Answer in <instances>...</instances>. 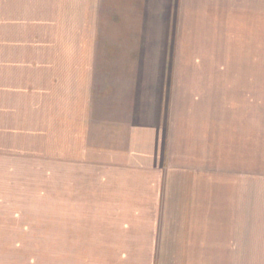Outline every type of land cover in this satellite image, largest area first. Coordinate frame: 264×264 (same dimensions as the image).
Returning a JSON list of instances; mask_svg holds the SVG:
<instances>
[{
    "label": "crops",
    "instance_id": "obj_1",
    "mask_svg": "<svg viewBox=\"0 0 264 264\" xmlns=\"http://www.w3.org/2000/svg\"><path fill=\"white\" fill-rule=\"evenodd\" d=\"M128 1L134 5L114 11L102 0L95 15L87 8L85 35H217L224 28L237 35L244 31L239 25L246 32L254 18L264 19L262 0L254 6L252 0ZM196 60L188 67L198 68ZM124 61L116 52L110 63H71L66 88L57 75L46 80L47 97L34 78L15 80V89L0 93V146L13 133L28 142L35 137L39 155L47 134L52 152L69 153L68 175L53 182V247L74 244L78 264L252 263L253 153L264 155V129L254 135L247 91L234 97L231 81L182 80L181 65L173 63L157 70ZM9 180L0 244L14 232L44 237L43 213L22 210L25 201L43 200V177L25 185ZM26 185L33 195L23 192ZM64 254L68 264L73 257Z\"/></svg>",
    "mask_w": 264,
    "mask_h": 264
},
{
    "label": "rangeland",
    "instance_id": "obj_2",
    "mask_svg": "<svg viewBox=\"0 0 264 264\" xmlns=\"http://www.w3.org/2000/svg\"><path fill=\"white\" fill-rule=\"evenodd\" d=\"M6 1L0 0V6L3 7L0 11L5 10L4 16L0 17V21L3 22L0 29V93L2 94L15 89L12 87L18 85L15 80L22 78L28 81L34 78L32 85L38 87V91H41L40 95L47 97L48 91L52 92V87H49L46 80L57 75L61 88H66L64 80H67L71 63L87 62L93 65L110 63L117 52L119 59L120 55H124L126 64L134 62L150 64L155 65L157 70L161 65L170 63L181 65L179 75L182 80L208 79L220 81L221 85L231 81L233 88L230 87L229 90L234 97L235 91L248 93L247 103L251 102L253 110L254 135L257 129L258 131L264 129V19L260 22L258 18H252L254 20L252 29L249 30L250 25H247L246 30L252 35H246L244 24L239 25L244 28L243 33L238 31L237 35L228 32L227 28H224L222 33L216 31L217 35L209 32L204 35L184 34V32L177 33L179 35H85V21L90 22V17H86V10L88 8L90 12L94 9L93 15L98 14L102 0H23L13 3V7H5L8 5ZM256 1L252 0V6ZM262 3L264 7V0ZM143 4H146V0H142ZM161 4L162 1L159 2V6ZM56 5L61 7L57 8ZM88 5L91 8L87 7ZM133 5L128 0L124 3L109 0L105 7H113L114 11H118L116 7ZM11 9H16L18 13L13 14ZM187 26L192 28L194 25ZM106 44L110 48L109 57L105 56ZM193 57L197 59L195 63L198 68L188 67L193 62ZM205 63L215 64L217 67L219 65V69L217 68L215 73L210 72ZM39 67L41 72H32L40 69ZM26 68L29 70L21 73V70ZM54 69L56 71H53ZM151 69L155 70V68ZM39 83L44 87L38 86ZM221 91L224 92V87ZM46 135L45 153L39 155L36 152L35 137L30 142L15 133L10 137L8 135L6 138L3 137L0 149L6 150H0V196L2 197L0 206H4L8 201L4 189L7 188L6 182H11L9 179L24 182L25 185L27 179L31 180L34 176L43 177L45 181L43 200L34 197L33 200L25 201L22 210L30 214L39 213V217L43 213L44 237L37 238L36 231L14 232L11 240L7 237L8 240L5 242L7 245L0 244V264H54V253L58 264H64L68 259L63 257L64 253H69L73 257L72 260L69 259V262H72L70 264H78L75 258L78 252L74 244L73 247H64L61 244L57 248L52 244L53 182L56 175H68L69 153L67 150L52 152L53 144ZM67 140L68 136L65 135L63 143L66 145ZM59 161L64 163L61 167H58ZM262 175H264V155L254 150L253 257L250 264H264V176ZM26 186L23 192L29 191L30 195H33L31 188Z\"/></svg>",
    "mask_w": 264,
    "mask_h": 264
}]
</instances>
